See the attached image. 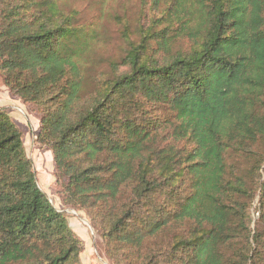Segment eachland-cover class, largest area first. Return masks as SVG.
Masks as SVG:
<instances>
[{"label": "trees", "instance_id": "16d2710c", "mask_svg": "<svg viewBox=\"0 0 264 264\" xmlns=\"http://www.w3.org/2000/svg\"><path fill=\"white\" fill-rule=\"evenodd\" d=\"M157 11L86 91L88 32L53 0H0V75L109 264H263L264 0ZM22 136L0 107V264H84Z\"/></svg>", "mask_w": 264, "mask_h": 264}, {"label": "rangeland", "instance_id": "374dc122", "mask_svg": "<svg viewBox=\"0 0 264 264\" xmlns=\"http://www.w3.org/2000/svg\"><path fill=\"white\" fill-rule=\"evenodd\" d=\"M66 14L72 16L73 24L88 32L92 45L84 60L83 69L90 76L85 90L93 87L92 76L101 72L113 76L115 65L129 49L128 41L141 39V29L158 17L164 0H53ZM128 35V36H127ZM80 41L83 38L79 39ZM186 40H178L174 48H186ZM123 69V66L120 67ZM0 107L7 110L11 120L23 133V144L28 157L32 159L37 184L47 194L54 206L63 211L68 223L83 241L79 259L84 264H109L102 250V241L84 212L63 205L61 184L55 182L52 152L36 142L40 115L32 104H25L14 96L4 84L0 75ZM257 198L252 205L256 219ZM63 205V206H62ZM252 228L253 225H252ZM264 264V263H263Z\"/></svg>", "mask_w": 264, "mask_h": 264}]
</instances>
